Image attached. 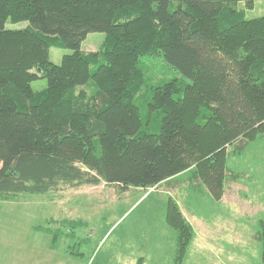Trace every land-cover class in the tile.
<instances>
[{
  "label": "trees",
  "instance_id": "trees-1",
  "mask_svg": "<svg viewBox=\"0 0 264 264\" xmlns=\"http://www.w3.org/2000/svg\"><path fill=\"white\" fill-rule=\"evenodd\" d=\"M240 3L256 0H0V201L102 182L150 188L187 172L222 199L235 180L228 148L264 137V15L245 19ZM93 32L104 42L85 51ZM52 47L73 52L55 64ZM144 56L190 82L143 99ZM39 79L47 87L35 91ZM168 220L172 264H184L192 226L172 201ZM256 237L264 261V225Z\"/></svg>",
  "mask_w": 264,
  "mask_h": 264
},
{
  "label": "rangeland",
  "instance_id": "rangeland-1",
  "mask_svg": "<svg viewBox=\"0 0 264 264\" xmlns=\"http://www.w3.org/2000/svg\"><path fill=\"white\" fill-rule=\"evenodd\" d=\"M176 7L173 2L172 10ZM239 9L245 19L260 18L264 0H256L249 10L240 3ZM104 39L105 33H90L82 49L97 51ZM72 52L52 47L50 59L60 64ZM140 68L146 73L143 99L152 97L155 85L189 81L160 56L141 57ZM32 86L41 91L47 81L39 79ZM86 90L93 88L88 85ZM234 150L228 148V166L235 180L226 184L218 201L192 188V172L150 188L124 190L102 182L0 201V264H172L178 233L168 220L170 201L182 210L194 233L184 264H264L256 237L264 225V137L240 153ZM170 182L181 186L172 190Z\"/></svg>",
  "mask_w": 264,
  "mask_h": 264
},
{
  "label": "crops",
  "instance_id": "crops-1",
  "mask_svg": "<svg viewBox=\"0 0 264 264\" xmlns=\"http://www.w3.org/2000/svg\"><path fill=\"white\" fill-rule=\"evenodd\" d=\"M170 187V186H169Z\"/></svg>",
  "mask_w": 264,
  "mask_h": 264
}]
</instances>
